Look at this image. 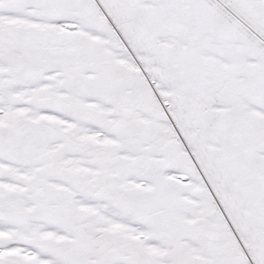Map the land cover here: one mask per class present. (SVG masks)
<instances>
[{
    "label": "snow or ice",
    "instance_id": "obj_1",
    "mask_svg": "<svg viewBox=\"0 0 264 264\" xmlns=\"http://www.w3.org/2000/svg\"><path fill=\"white\" fill-rule=\"evenodd\" d=\"M0 264H264V0H0Z\"/></svg>",
    "mask_w": 264,
    "mask_h": 264
}]
</instances>
